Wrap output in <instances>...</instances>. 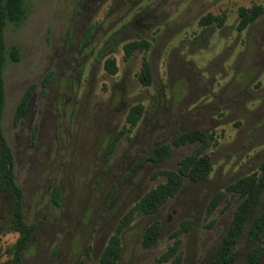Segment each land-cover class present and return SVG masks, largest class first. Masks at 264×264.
<instances>
[{
    "label": "rangeland",
    "instance_id": "rangeland-1",
    "mask_svg": "<svg viewBox=\"0 0 264 264\" xmlns=\"http://www.w3.org/2000/svg\"><path fill=\"white\" fill-rule=\"evenodd\" d=\"M26 1L25 23L6 31L21 59L5 70L3 123L24 218L35 226L21 264H98L127 211L166 181L159 171L178 169L198 145L174 147L155 166H139L141 156L194 129L211 134L205 151L211 173L200 182L187 179L155 215L138 219L118 264H170L159 259L176 240L183 264H209L241 199L229 193L210 209L213 198L264 162V13L247 30L237 29L240 8L264 7V0ZM208 14L225 18L224 26L200 25ZM140 40L150 49L126 61L124 46ZM107 59L116 61V74ZM144 60L151 85L140 80ZM33 86L29 112L16 125L17 107ZM137 105L145 108L141 120L110 151ZM155 220L164 226L162 237L143 248V231ZM184 222L191 230L176 236ZM17 238L0 234V264ZM257 244L245 233L234 264Z\"/></svg>",
    "mask_w": 264,
    "mask_h": 264
},
{
    "label": "trees",
    "instance_id": "trees-1",
    "mask_svg": "<svg viewBox=\"0 0 264 264\" xmlns=\"http://www.w3.org/2000/svg\"><path fill=\"white\" fill-rule=\"evenodd\" d=\"M264 13V7L260 5L252 8L241 7L239 10L238 31L247 30ZM29 17V6L26 0H0V234L17 233L16 242L7 249L9 258L5 264H21L22 256L30 245L35 231V226L25 221L23 210V191L17 185L14 173L15 155L4 132V117L7 106L5 70L10 62H18L21 59V51L18 45L9 46L6 40V31L9 26L19 28ZM225 18L208 14L200 21L202 26L217 25L223 27ZM150 43L145 40L133 41L124 46L125 60L128 61L137 51L149 50ZM106 68L111 74L118 72L114 59L106 60ZM140 80L145 85L153 82V72L150 63L144 60L140 73ZM49 79L43 82L44 87ZM35 87H31L23 96L14 115V123L18 125L27 116L34 95ZM142 105L134 106L128 116V127L119 132L110 144V151L116 147L120 140L135 128L144 114ZM211 134L200 129L188 130L178 135L171 143L161 144L149 151L139 159V166L159 165L164 163L172 155L174 147H183L187 144H197L194 152L184 158L178 169L159 171L156 175L166 178L152 189L145 197L139 200L120 220L113 235L110 237L103 250L98 264H118L124 253V237L134 223L147 216L155 215L170 199L176 197L189 179L200 182L212 171V161L206 149L209 147ZM229 193L238 194L240 203L229 230L216 247L209 264H234L238 258L235 248L240 239L246 233L249 243L258 242L252 247L247 257L241 264H259L264 255V162L260 171L244 177L219 192L212 200L210 209H214L221 199ZM53 201L60 207L62 203V191L59 186L53 190ZM262 207L260 214L250 223L251 217ZM182 230L190 231L192 224L184 222ZM164 226L161 221L155 220L143 231L141 245L149 249L154 247L161 239ZM247 231V232H246ZM181 241L176 240L159 262L170 264H183L182 255L179 253Z\"/></svg>",
    "mask_w": 264,
    "mask_h": 264
}]
</instances>
